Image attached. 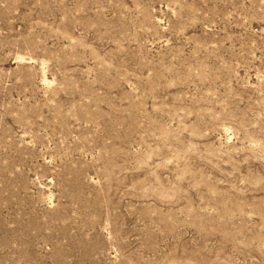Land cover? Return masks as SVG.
<instances>
[{"label":"rangeland","instance_id":"rangeland-1","mask_svg":"<svg viewBox=\"0 0 264 264\" xmlns=\"http://www.w3.org/2000/svg\"><path fill=\"white\" fill-rule=\"evenodd\" d=\"M0 264H264V0H0Z\"/></svg>","mask_w":264,"mask_h":264}]
</instances>
